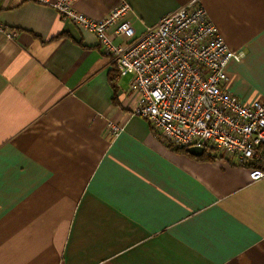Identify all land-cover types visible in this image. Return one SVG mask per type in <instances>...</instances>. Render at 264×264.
I'll use <instances>...</instances> for the list:
<instances>
[{
    "label": "crops",
    "instance_id": "1",
    "mask_svg": "<svg viewBox=\"0 0 264 264\" xmlns=\"http://www.w3.org/2000/svg\"><path fill=\"white\" fill-rule=\"evenodd\" d=\"M124 1L141 32L190 0ZM199 2L241 54L231 92L264 101V0ZM0 23V264H264V177L168 148L130 110L132 74L52 5L0 0Z\"/></svg>",
    "mask_w": 264,
    "mask_h": 264
},
{
    "label": "built area",
    "instance_id": "2",
    "mask_svg": "<svg viewBox=\"0 0 264 264\" xmlns=\"http://www.w3.org/2000/svg\"><path fill=\"white\" fill-rule=\"evenodd\" d=\"M48 4V0H34ZM80 0L52 4L63 19L94 32L120 75L131 73V112L144 116L168 148L202 147L229 162L248 164L250 178L264 177V101H240L226 66L241 58L224 42L199 0H190L137 32L122 0L105 17L83 11ZM0 30H4L0 23ZM14 36L13 29L4 30ZM120 36L122 41L115 42ZM123 124L110 120L117 135Z\"/></svg>",
    "mask_w": 264,
    "mask_h": 264
},
{
    "label": "trees",
    "instance_id": "3",
    "mask_svg": "<svg viewBox=\"0 0 264 264\" xmlns=\"http://www.w3.org/2000/svg\"><path fill=\"white\" fill-rule=\"evenodd\" d=\"M116 73H117V70H116ZM114 75V74H113ZM112 78V77H111ZM263 153H264V145H263ZM172 150L174 151H177V152H186V149L185 148H180V147H177V148H171ZM192 155V154H191ZM193 157H195L197 160H212L214 158H216L217 156L214 155V154H211L207 151L203 152L201 155L199 156H196V155H192Z\"/></svg>",
    "mask_w": 264,
    "mask_h": 264
},
{
    "label": "water",
    "instance_id": "4",
    "mask_svg": "<svg viewBox=\"0 0 264 264\" xmlns=\"http://www.w3.org/2000/svg\"><path fill=\"white\" fill-rule=\"evenodd\" d=\"M186 151L192 155L199 156L203 153V148L202 147H196V146H191L187 147Z\"/></svg>",
    "mask_w": 264,
    "mask_h": 264
},
{
    "label": "rangeland",
    "instance_id": "5",
    "mask_svg": "<svg viewBox=\"0 0 264 264\" xmlns=\"http://www.w3.org/2000/svg\"><path fill=\"white\" fill-rule=\"evenodd\" d=\"M57 0H55V1H50V0H48V4H50V5H52V4H54L55 2H56ZM53 6V5H52ZM54 7V6H53ZM55 9H56V7H54ZM57 10V9H56ZM58 11V10H57ZM108 15V14H107ZM106 15V16H107ZM10 29V28H9ZM7 36V35H6ZM9 37V36H8ZM11 37V36H10ZM130 77V74H127V75H125V78L127 79V78H129ZM112 136H115V135H112ZM259 166L260 167H262V168H264V159L263 160H260V164H259Z\"/></svg>",
    "mask_w": 264,
    "mask_h": 264
}]
</instances>
